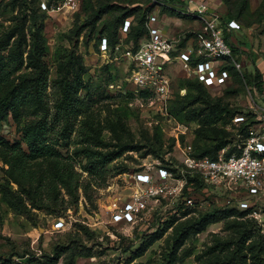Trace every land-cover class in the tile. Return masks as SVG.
I'll list each match as a JSON object with an SVG mask.
<instances>
[{
  "label": "rangeland",
  "instance_id": "374dc122",
  "mask_svg": "<svg viewBox=\"0 0 264 264\" xmlns=\"http://www.w3.org/2000/svg\"><path fill=\"white\" fill-rule=\"evenodd\" d=\"M226 1L243 25L234 34L243 72L258 69L264 79V0ZM28 2L0 0V98L15 91L12 116L0 125V264H264V200L211 184L183 162L189 147L223 140L225 154L239 149L249 125L235 119L256 122L264 92L236 75L190 90L192 74L178 63L168 69L171 99L162 110L133 88L125 43L104 54L98 39L118 16L134 12L123 22L131 29L142 8L158 21L161 9L115 0L93 22L73 13L35 22ZM182 24L179 35L201 29L192 19ZM41 66L39 100L32 90ZM160 168L171 171L176 193L149 200L128 222L123 207L143 187L137 174L156 178Z\"/></svg>",
  "mask_w": 264,
  "mask_h": 264
},
{
  "label": "built area",
  "instance_id": "2783aa9c",
  "mask_svg": "<svg viewBox=\"0 0 264 264\" xmlns=\"http://www.w3.org/2000/svg\"><path fill=\"white\" fill-rule=\"evenodd\" d=\"M83 0H37L41 11L48 15L77 13ZM151 0L155 8H166L201 24L197 32L168 36L159 27L155 15H149L147 21L148 37L138 50L126 46L123 56L129 61L130 81L133 88L150 93L152 103L161 104L162 110L171 99V79L168 74L170 65L180 63L194 75L206 88L225 86L231 79L226 64H231L241 72L243 65L234 57V52L226 40L232 30H241L235 21H225L219 13L212 10L209 0ZM130 30L124 23L121 35ZM190 35L192 36H188ZM185 40V43H184ZM184 43V44H183ZM123 40L116 47L120 51ZM108 39L103 38L100 51L109 52ZM194 63V65H193ZM256 110V109H255ZM257 122L249 127L248 135L240 146V154L226 157L222 150L217 159L196 158L192 147L183 151V162L187 170L197 173L207 182L227 189L245 192L251 197L264 200V107L255 112ZM236 123L245 121L238 116ZM139 187L132 199L124 205L123 216L128 222L139 218L148 208L149 200L174 196L176 190L169 188L172 173L166 168L158 169L156 178L139 173L136 176ZM192 203V200H189Z\"/></svg>",
  "mask_w": 264,
  "mask_h": 264
},
{
  "label": "trees",
  "instance_id": "16d2710c",
  "mask_svg": "<svg viewBox=\"0 0 264 264\" xmlns=\"http://www.w3.org/2000/svg\"><path fill=\"white\" fill-rule=\"evenodd\" d=\"M25 1L28 2V0H25ZM29 1L30 2H28L27 4H29L31 9H32V13H33L32 18H33V20L35 22H37L39 19L44 20L47 17V13L44 12V11H41V8L39 7L37 0H29ZM114 1L115 0H83L82 1V5H81V9L77 13H75L74 16L77 18V21L78 20L80 21V19L85 14H89V16L91 18L90 21L91 22H93L94 20L96 21V20L101 18V14H102L103 10L111 8L110 4H112ZM165 1H168V2L170 1L171 3H173V1H171V0H165ZM104 2H106L107 4L106 3L104 4ZM135 2L139 3V5L142 4L143 6L144 5H148V6L152 5L151 4V0H135ZM223 2H224V4L226 6L228 5V2L226 0H223ZM246 3L249 4V1L246 0ZM150 9L151 8L146 7V8H142L140 11H138V13L135 15V20L133 22V25H132L129 33L125 34L124 36L121 35L120 29L123 26V22L126 19L134 18L133 17L134 12H131L129 14H124L123 16H118L116 18V20L114 21V25L113 26H108V24H105L103 29L101 30L100 34H98L99 45L101 43V40L103 38H106V39H108V42H109V47H110L109 48V52L115 53L116 52L115 49H116L117 45L120 43V41H121L120 36H122V37H125V39L123 41L125 43V46L132 47L134 51L138 50L139 47L141 46L142 42L148 37V29H147L146 24H147V21H148V13H149ZM161 11H162V13L165 12V13H168V14H170L172 16H176V17L181 18V19L187 18L185 16H182V15L176 13L173 10H169V9H166V8H162ZM225 18H226L225 21H231V20L237 21L236 18L234 17V15L232 14V11L229 9V7H228V11L226 13ZM222 19L224 20L223 17H222ZM119 23H120V25L117 28L116 24H119ZM87 25L88 24L83 25V26L82 25L81 26L76 25L75 28L72 30L73 36L74 37H79L80 34L82 33L83 29ZM104 32H106L107 35H103L102 36L101 34H103ZM119 33H120V35H119ZM87 34H88L87 35L88 40H91V38L94 35H96L97 33L94 31V29H91V30H89L87 32ZM227 37H228V35H226V40L229 43ZM184 43H185V40H184ZM230 46L233 49L235 59L237 61H239L238 58H237V47L232 45V44H230ZM193 65H194V63H193ZM225 66L230 71V74H231V79L230 80H232L234 75H236L245 84L253 85L261 93L264 92L263 75L261 74V72L258 69H256L255 75H253V74L245 75V73L243 72V68H242L241 72H239L231 64L227 63ZM14 71H15V68H11V67L10 68H6L5 72H3V74L6 75L7 77H9ZM43 73H45V69H44V66H41L40 67V75L38 76L37 83L35 84V86H34V88L32 90L34 96L36 98H38L39 100H41L40 87L42 85H44V81L42 80V74ZM184 82L189 86L190 90H192V89L204 90L206 88L201 82L198 81V79L194 75H192V78H188V79L184 80ZM14 92H15L14 88H12L10 86L6 90V92L2 95V97L0 98V125L2 123H4V122L8 121L9 118L12 116V108H13L12 102H13V98H14L13 97ZM142 95L145 98L150 97V93L148 91H142ZM187 98H188L187 96H185L183 98V102L184 103L186 102ZM249 121H250V119L245 117V121L240 123V124H238V125H241V126L242 125L243 126H248L249 125L248 126V128H249L250 126L254 125L257 122V120L254 123L253 122L250 123ZM247 135H248V133H247ZM247 135L243 137V142L241 140L240 144L242 143V145H243ZM240 136H242V135L238 134L236 137H240ZM238 140L239 139H237V142H238ZM226 145H227V142H224L223 140H220V144H218L217 147L213 148V146L205 145L199 150V152H194L193 151V155L196 158H199V159L200 158H206V157L211 158V159H217L218 155L222 151V149L226 148ZM242 145H240V146H242ZM240 146H239V149L237 148V145H236L234 147V149L229 150L226 153V157H230L234 152H237L236 154H240L241 153ZM13 255H16V254H13Z\"/></svg>",
  "mask_w": 264,
  "mask_h": 264
},
{
  "label": "crops",
  "instance_id": "0c3cea01",
  "mask_svg": "<svg viewBox=\"0 0 264 264\" xmlns=\"http://www.w3.org/2000/svg\"><path fill=\"white\" fill-rule=\"evenodd\" d=\"M210 4H211V7H212V10H214L215 12L219 13L220 16H222L224 18V20H226L225 16L227 13L226 9V5L224 4L223 0H209ZM226 8V9H225ZM161 12V11H160ZM180 19V20H179ZM174 20V21H173ZM179 21V22H176ZM160 29L168 36H175V35H179L181 32V29H179V27H182L183 24H182V19L181 18H178L176 16H172L168 13H161V19L160 21H157ZM169 23H175V27L173 28H169ZM193 26H196L198 25L199 23L196 22V21H193ZM239 23V22H238ZM240 24V23H239ZM241 25V30H232L230 33H228V41L230 44L234 45V46H237V40L234 38V34L238 31H241L242 32V27L243 25ZM185 28V27H184ZM191 28V27H190ZM184 31V30H183ZM189 31V30H187ZM186 31V32H187Z\"/></svg>",
  "mask_w": 264,
  "mask_h": 264
}]
</instances>
